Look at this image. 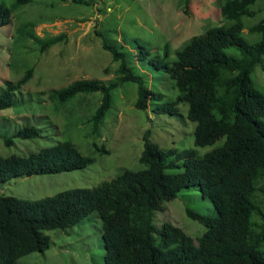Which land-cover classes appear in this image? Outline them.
Masks as SVG:
<instances>
[{
  "label": "trees",
  "instance_id": "obj_1",
  "mask_svg": "<svg viewBox=\"0 0 264 264\" xmlns=\"http://www.w3.org/2000/svg\"><path fill=\"white\" fill-rule=\"evenodd\" d=\"M29 1L16 0L10 8L0 5L3 24H9L12 11ZM256 1L223 0L222 24L191 37L174 51L173 60L167 43L158 57L134 41L136 50L130 52V59L167 74L178 92L172 101H164L161 93L149 89L122 46L108 43L97 33L101 47L118 63L116 77L107 82L74 81L51 90L52 101L63 105L78 94L101 93L91 117L97 128L111 107L112 92L133 83L137 86L135 108L146 111L151 104L155 114L176 116L178 106L185 104L187 119L195 123L194 146L204 148L221 140L222 144L198 156L195 149L161 150L146 134L139 156L143 170H123L96 187L67 190L36 201L0 196V264H16L23 256L46 251L50 239L45 232L71 228L92 213L102 222L105 264H264V210L258 200V184L264 180V91L252 77L257 67L264 72V19L249 29L257 36L255 41L250 43L242 36L243 18L254 16L250 7ZM188 2L183 0L184 5ZM29 37L34 38L33 34ZM62 38L60 34L35 40L45 51ZM229 48L238 56L228 55ZM32 74L31 67L15 82L5 83L0 111L15 106L17 93ZM38 136L35 127H24L5 143L11 145L15 137ZM91 162L71 143L62 142L27 157H0V183L80 170ZM173 168L182 171L166 172ZM188 188H196L216 213L210 218L186 210L189 218L206 228L197 245L180 228L154 224L155 213Z\"/></svg>",
  "mask_w": 264,
  "mask_h": 264
},
{
  "label": "rangeland",
  "instance_id": "obj_2",
  "mask_svg": "<svg viewBox=\"0 0 264 264\" xmlns=\"http://www.w3.org/2000/svg\"><path fill=\"white\" fill-rule=\"evenodd\" d=\"M16 0H0L12 7ZM30 0L12 11L9 24L0 15V93L7 81L15 82L25 70L33 68L30 80L17 93L15 106L0 111V157H27L31 153L71 143L81 155L92 160L86 168L55 175L21 177L0 183V196L36 201L72 189L93 188L118 176L123 170L140 171L144 135L161 150L195 149L198 156L219 147L194 146L195 123L187 119V105L178 106L179 114H155L150 104L146 111L135 108L137 86L125 83L112 92L111 107L97 128L91 121L101 100V93L78 94L63 105L49 97L51 90L88 79L110 81L116 77L118 63L101 47V33L112 45L122 46L134 54L137 41L153 56H162L169 45V59L174 51L193 36L222 24L220 6L223 0ZM252 17H244L243 38L252 43L256 35L249 29L264 19V0L251 7ZM20 31V32H18ZM33 34L34 38L29 37ZM62 34L57 44L41 51L35 39L44 41ZM131 52V53H130ZM228 55L238 56L234 48ZM149 89L161 93L164 101L177 96L174 82L161 71H152L145 63L130 59ZM255 86L264 91V72L257 67L252 75ZM24 127H35L39 136L33 139L14 137ZM182 162H178L180 165ZM182 168L169 169L177 174ZM258 200L264 210V180L259 182ZM191 210L213 218L215 210L196 188L182 190L177 198L157 211L154 224L169 223L180 228L195 245L206 228L186 214ZM50 247L42 253L23 256L16 264H105L102 222L96 213L78 225L65 230L47 231Z\"/></svg>",
  "mask_w": 264,
  "mask_h": 264
}]
</instances>
